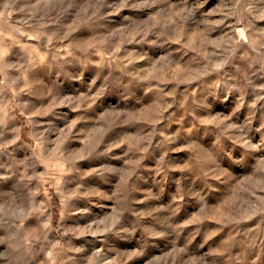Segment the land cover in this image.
Returning a JSON list of instances; mask_svg holds the SVG:
<instances>
[{"label":"rangeland","instance_id":"1","mask_svg":"<svg viewBox=\"0 0 264 264\" xmlns=\"http://www.w3.org/2000/svg\"><path fill=\"white\" fill-rule=\"evenodd\" d=\"M0 264H264V0H0Z\"/></svg>","mask_w":264,"mask_h":264}]
</instances>
